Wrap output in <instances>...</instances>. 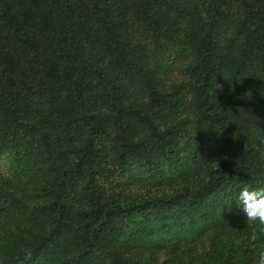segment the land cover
<instances>
[{
    "label": "trees",
    "instance_id": "16d2710c",
    "mask_svg": "<svg viewBox=\"0 0 264 264\" xmlns=\"http://www.w3.org/2000/svg\"><path fill=\"white\" fill-rule=\"evenodd\" d=\"M142 49L194 53L190 101ZM1 154L0 264H252L264 0H0Z\"/></svg>",
    "mask_w": 264,
    "mask_h": 264
},
{
    "label": "rangeland",
    "instance_id": "374dc122",
    "mask_svg": "<svg viewBox=\"0 0 264 264\" xmlns=\"http://www.w3.org/2000/svg\"><path fill=\"white\" fill-rule=\"evenodd\" d=\"M225 46H228V43L223 40V44L221 43L220 47L222 48ZM144 50L145 49H142V51L138 50L136 53H140L146 56L148 61V67L152 68L153 72L157 76L156 80L157 84H159V89L161 91L173 90L174 92H176L177 95H179L180 98L186 96L187 100L190 101L192 98L188 94V91L189 86L192 84V80L190 79L187 73V67L189 64L193 63V61H195L196 57L194 53H185L175 50L174 52L168 51V53H171V55L166 54L165 51L161 52L160 55H152V53H148ZM137 97L139 98V101L145 100L143 93L140 91H138ZM195 107L196 105L193 104V102L191 101L190 104L187 106V110L184 114L190 117H195ZM9 170V160L7 159L6 155L1 154L0 172L5 174ZM136 186L141 187V191L144 193L149 189L148 185ZM136 186H133L132 190H136ZM19 198L21 197L19 196ZM160 261L163 262L164 259Z\"/></svg>",
    "mask_w": 264,
    "mask_h": 264
},
{
    "label": "clouds",
    "instance_id": "9594fccd",
    "mask_svg": "<svg viewBox=\"0 0 264 264\" xmlns=\"http://www.w3.org/2000/svg\"><path fill=\"white\" fill-rule=\"evenodd\" d=\"M236 201L248 228L245 238L254 249L252 264H264V187L245 185L237 194ZM164 258L161 256V260Z\"/></svg>",
    "mask_w": 264,
    "mask_h": 264
}]
</instances>
